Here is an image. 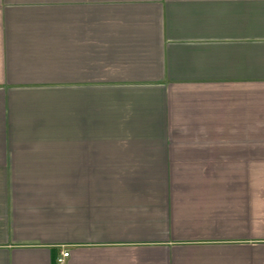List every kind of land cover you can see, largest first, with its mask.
Masks as SVG:
<instances>
[{
    "label": "crops",
    "instance_id": "obj_1",
    "mask_svg": "<svg viewBox=\"0 0 264 264\" xmlns=\"http://www.w3.org/2000/svg\"><path fill=\"white\" fill-rule=\"evenodd\" d=\"M264 264V0H0V264Z\"/></svg>",
    "mask_w": 264,
    "mask_h": 264
},
{
    "label": "built area",
    "instance_id": "obj_2",
    "mask_svg": "<svg viewBox=\"0 0 264 264\" xmlns=\"http://www.w3.org/2000/svg\"><path fill=\"white\" fill-rule=\"evenodd\" d=\"M69 256V252L68 251H61L60 252V257L57 258L56 262L57 264H64L65 263V259Z\"/></svg>",
    "mask_w": 264,
    "mask_h": 264
}]
</instances>
